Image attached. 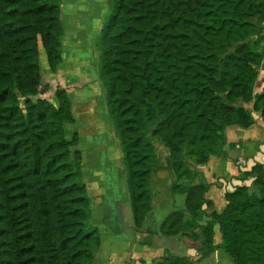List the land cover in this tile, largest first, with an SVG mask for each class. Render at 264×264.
<instances>
[{
  "label": "trees",
  "instance_id": "1",
  "mask_svg": "<svg viewBox=\"0 0 264 264\" xmlns=\"http://www.w3.org/2000/svg\"><path fill=\"white\" fill-rule=\"evenodd\" d=\"M60 0H0V264H94L99 231L89 197L71 101L40 96L39 42L51 71L61 62ZM264 0H112L96 47L137 228L151 210L159 162L153 139L169 151L172 192L185 193L161 231L200 242L199 257L164 253L152 264H196L220 247L234 264H264V168L255 164L225 193L226 206L202 223L207 184L191 185L186 160L219 154L230 125L264 116L254 86L264 51ZM252 103L251 110L235 105Z\"/></svg>",
  "mask_w": 264,
  "mask_h": 264
},
{
  "label": "crops",
  "instance_id": "2",
  "mask_svg": "<svg viewBox=\"0 0 264 264\" xmlns=\"http://www.w3.org/2000/svg\"><path fill=\"white\" fill-rule=\"evenodd\" d=\"M68 6H71L73 8L71 11L74 12L75 8L72 5ZM69 16L74 17L73 15ZM60 18L63 20V13ZM70 22L71 20L68 23ZM68 23L65 22V25ZM83 27H85L84 24ZM261 35L263 38L259 42L258 49L264 51V26ZM63 48L64 45H62L61 52ZM39 58L41 66L43 62L42 69L46 71L49 82L62 78L59 74L61 62L55 71H51L48 65H45L44 57ZM261 63L258 68L254 93L264 90V55ZM41 77L42 80L45 79L42 72ZM63 81L65 82L64 79ZM74 82L76 83V81ZM65 85L63 89L71 101L73 114L74 100L78 94L73 92L74 89L68 88V83ZM47 100L56 104L54 95ZM235 105L251 110L252 103H244L238 100ZM252 115L254 121L249 127L242 128L238 125H230L225 129V140L219 145V154L210 155L203 163L186 160V164L192 172V179L189 184L208 185L204 193L207 203L202 206L204 213L202 223L206 222L212 213L219 214L224 210L227 203L226 192L233 191L235 187L240 185H251L253 177L244 176V173L250 171L255 164H260L264 168V116L259 112H252ZM77 118L74 116V122L66 124V126L75 128L74 130L79 137L77 148L82 154L83 179L91 209L90 222L99 231L100 243L94 251V264H152L166 252L177 256H188L190 259L196 260L199 257V241L189 239L180 233L167 235L160 228L162 221L167 216L173 212H183L186 198L185 193L172 192L171 190L175 182V174L170 166L168 149L164 145L155 148L159 162L152 173L149 186L151 210L143 220L141 227L137 228L133 222L129 205L121 152L118 151L116 158L113 157L114 159L107 158L112 155L109 153V148L106 149V152L102 151L103 154L98 152L101 155H97L96 149L99 147L96 139L97 133L99 135L95 123L97 119L94 120L95 126H93L91 124L92 117H80L86 127L80 133L76 124ZM83 137H90L92 146L95 148V151L89 155H95L93 157L95 160L99 158L104 159L102 162H105L102 165L100 163L95 164L94 172L84 169L86 155H83L80 149ZM116 159L118 160L117 163L115 162ZM103 167H107L109 174L100 173V169ZM221 237L219 225L213 224V250L207 257L197 261L196 264H234L229 253L220 247Z\"/></svg>",
  "mask_w": 264,
  "mask_h": 264
},
{
  "label": "rangeland",
  "instance_id": "3",
  "mask_svg": "<svg viewBox=\"0 0 264 264\" xmlns=\"http://www.w3.org/2000/svg\"><path fill=\"white\" fill-rule=\"evenodd\" d=\"M60 1V17L63 13V20L61 18V21L64 35H62L61 43L64 45V48L61 52L62 64L59 68V74L65 80V82L69 84L68 88L71 90L74 89L73 92L78 94V97H76V100H74L75 109L73 111L74 116L78 117L76 123L77 127L79 128L80 133L86 128L80 117H92L91 124L93 126H95L94 120L97 119L95 120L97 129L99 130V135L97 133L96 138L97 144L99 145V147L96 149L97 155L102 151L106 152V149L109 148V153L112 155L108 156L107 158L114 159L113 157L116 158L118 151H120L121 154L122 151L120 149L121 147L118 141L119 139L116 133L114 121L107 112L105 100L106 90L103 87L102 81L99 77L100 62L98 60V50L96 47L100 30L104 26V22L109 12V6L112 0ZM68 5H72L75 8L74 12H72L73 8ZM69 15H73L74 17ZM64 20L66 23H68L70 20L71 22L65 25ZM83 24L85 27H83ZM39 57H44V63L46 65V55L40 42ZM42 66L39 58V67L43 78H45L42 80V93L40 96L43 98H51V96L55 94V90L57 88H64L66 83L62 78L49 82L50 80L47 78L46 71L42 69ZM74 81H76V83ZM70 83L72 84L70 85ZM45 91L46 94H44ZM72 93H70L71 96ZM74 129L75 128L71 126L68 128L65 125V134L68 136V138H71L75 133ZM153 144L155 148H158L159 145L163 146L161 141L157 139H153ZM92 145L93 144L91 143L90 137H83L80 149L83 155H86L84 169L85 171L89 172H94L95 164L97 165L100 163L102 165L105 163L102 162L104 159L102 160L97 158L95 160L93 158L95 155H89L95 151V148ZM101 148L104 149L102 150ZM117 161L118 160L116 159L115 162L117 163ZM81 171L84 177L82 165ZM100 173L109 174V171L107 167H103L100 169Z\"/></svg>",
  "mask_w": 264,
  "mask_h": 264
}]
</instances>
